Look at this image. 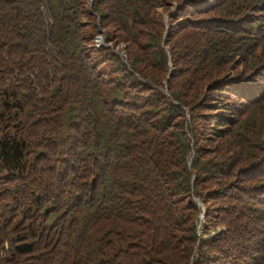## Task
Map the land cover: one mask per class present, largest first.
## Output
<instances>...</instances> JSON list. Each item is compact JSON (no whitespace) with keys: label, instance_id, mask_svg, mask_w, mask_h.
<instances>
[{"label":"trees","instance_id":"obj_1","mask_svg":"<svg viewBox=\"0 0 264 264\" xmlns=\"http://www.w3.org/2000/svg\"><path fill=\"white\" fill-rule=\"evenodd\" d=\"M84 7L0 0V264H264V0Z\"/></svg>","mask_w":264,"mask_h":264},{"label":"rangeland","instance_id":"obj_2","mask_svg":"<svg viewBox=\"0 0 264 264\" xmlns=\"http://www.w3.org/2000/svg\"><path fill=\"white\" fill-rule=\"evenodd\" d=\"M159 9L160 8H158V10ZM84 19L87 21H84L83 24H89L90 23L89 18H84ZM94 19L97 20L98 24L94 23ZM92 20H93L92 21L93 24L96 25L97 30L101 31L103 33V35H96L95 38H93L91 40L88 37H86V40L84 42V47H85L84 49L86 50V53L89 56H92L93 54H98V55L102 56V58H101L102 60H100L99 65L104 67L105 72H106V75H105L106 79H111V80L116 82V81H118V79L121 78L122 66H120V64L114 58H111L110 53L112 50H114L116 52L121 50L123 43L114 44V41H112V40H108L105 42V31L98 28L99 16L93 17ZM83 30L85 31V33H89V35L91 36L92 31L94 29H93L92 25H88L85 28H83ZM103 43L105 45L104 47H111V50L107 51V52L106 51H100L97 53L95 51V48H97L99 46V44H103ZM69 94L70 93H68V95ZM69 97H71V95ZM79 257L83 260L84 263L88 261L86 252L80 253Z\"/></svg>","mask_w":264,"mask_h":264},{"label":"water","instance_id":"obj_3","mask_svg":"<svg viewBox=\"0 0 264 264\" xmlns=\"http://www.w3.org/2000/svg\"><path fill=\"white\" fill-rule=\"evenodd\" d=\"M199 204L201 205V202H199ZM202 216V214H200V217Z\"/></svg>","mask_w":264,"mask_h":264}]
</instances>
